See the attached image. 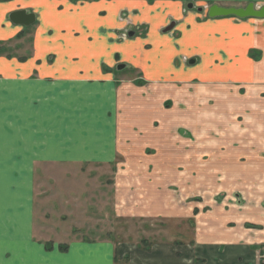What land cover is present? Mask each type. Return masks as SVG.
Masks as SVG:
<instances>
[{
  "label": "crops",
  "instance_id": "0c3cea01",
  "mask_svg": "<svg viewBox=\"0 0 264 264\" xmlns=\"http://www.w3.org/2000/svg\"><path fill=\"white\" fill-rule=\"evenodd\" d=\"M122 1L125 0H94L83 6L76 5L72 0L0 2V40L10 36L13 25L16 31L28 26L19 20L12 21L11 14L19 10L33 13V23L39 22L40 27L51 22L46 25L53 31L52 41V37L47 40L44 38L46 34L38 31L36 54L25 63L0 56V264H123L122 258L129 253L127 247H118L108 240L64 243L42 238L43 226L38 232L35 211L37 166L47 161L62 164L96 160L111 162L117 154L116 141L120 134L122 137L132 134L136 137L130 136V140L153 143L152 148L157 155L161 152L166 154L167 150H186L188 132L183 128L193 123L184 124L189 113L181 112L188 111L183 102L188 96L194 100L190 108L195 106L190 112L196 117L195 131L191 129L190 133L191 139L194 137L197 153L202 157L211 156L209 164L215 162L220 165V168L211 165V170L230 173L229 179L237 180L235 186L241 183V186L258 188L261 191L260 200L254 202L253 199L248 205L242 202L235 204L230 210H233V215L224 214L221 207L207 212L199 210L196 216H205L207 220L203 218L197 222L202 226L196 228L192 244L180 247L157 245L152 247L151 254L142 252L144 258L137 264H166L163 261L167 256L171 258V254L178 257L181 264L257 263L252 249L264 246V17H208L206 13L215 4L244 8L253 3L255 10L264 9V0H197L201 4L198 7L196 3L197 7L203 9L198 11L205 12V15L192 11L184 13L185 3L181 0L173 2L171 8L167 4L165 13L145 1L142 9L138 4L134 7L124 5ZM122 6L133 8L135 22L149 24V32L144 39L122 42L114 38L113 31L118 29L117 15ZM45 7L50 10H47L46 16ZM61 7L64 10L60 13ZM97 11L106 14L102 22L106 33L93 27L92 13ZM170 19L177 22L174 35H164L160 31ZM61 33L66 34L61 37ZM145 42L151 48L146 49L142 45ZM79 44L83 46L81 49ZM57 46L63 52H69L70 59L50 51L55 58L50 63L45 62L43 55ZM142 53L153 57V62L148 59L135 61V56ZM181 57L189 59V63ZM125 62L143 69L146 74H153L145 80L146 86L136 88L130 81L131 86L126 82L125 89V82L121 84L122 81H119L121 86H117L115 80L111 81L114 79L113 72L102 70L103 64L117 67ZM171 73L175 75L173 78L169 77ZM163 75L168 76L164 81L178 84L167 87L161 82ZM61 76L65 78L61 79ZM69 79L83 83L86 90L97 88V94L87 102L94 100L98 113L89 126L88 123H77L76 132H84L81 143L74 142L73 147L68 146L62 153L59 130L69 132L67 126H59L60 108L65 106L60 102L58 82ZM141 81L143 83L144 80ZM71 87L76 92L69 93L68 97L74 102L73 99L82 91L78 94L76 83ZM108 89L114 104L113 116L105 114L98 103V100L104 102ZM171 91L181 100L173 102L166 99L167 92ZM136 100L145 106L132 108ZM82 109V106L79 110L76 108L74 115L82 118ZM163 118L171 124L181 125L182 132L176 131L174 135L166 121L161 120L166 124L163 129L169 131L165 137L158 139L161 129L156 132L155 122L151 121ZM95 134L97 137L111 136V156L104 153V145L99 151L93 148L92 142H98ZM179 143L185 144L184 147L178 146ZM99 155L107 157L97 158ZM158 166L160 168V164ZM247 193L251 194V190ZM151 195H157V191H152ZM143 198L142 193L137 198L143 202L140 204L143 207L159 201L147 202ZM159 199L162 200V195ZM164 202L167 201L164 199ZM167 203L172 206V202ZM125 205L126 202L121 200L119 206L122 210ZM132 212L127 214L134 215ZM215 215L216 218L212 219ZM245 223H253L260 228L245 227ZM229 224L234 226L229 227ZM60 245L67 249L61 250ZM152 255L154 259L150 262L148 260ZM134 261L130 263L135 264Z\"/></svg>",
  "mask_w": 264,
  "mask_h": 264
},
{
  "label": "rangeland",
  "instance_id": "374dc122",
  "mask_svg": "<svg viewBox=\"0 0 264 264\" xmlns=\"http://www.w3.org/2000/svg\"><path fill=\"white\" fill-rule=\"evenodd\" d=\"M13 1L19 0H0V2ZM44 1L46 3L52 2V0ZM72 1L78 6H83L87 2H94V0ZM144 1L146 4L155 6V9L160 10L161 13H165L168 10L167 4H170L169 8H171L172 3L176 0H125L122 3L124 5H135L134 7L138 4L137 6L142 9L145 4ZM180 2L185 3V6H183L184 13L192 11V13L198 15H205V12L201 13L198 11L203 9L198 8L201 4L197 0H181ZM196 3L197 5L199 4L198 7ZM189 5H192V7H189ZM47 10L48 8L45 7V16L48 14ZM63 10L61 7L59 12L61 13ZM48 11L50 12V10ZM188 14H185V16ZM206 15L208 16V13ZM117 16L119 25H116L117 31L115 29L113 31L115 34L114 38L116 37L122 42H134L137 38L144 39L147 36L150 28L149 24L135 22L133 8L122 6ZM92 18L93 27L101 28L100 32L106 33V29L102 28L104 26L102 22L106 19V14L103 12L98 13V11L97 13L93 12ZM170 20L168 25L160 31L164 35L173 34L177 22L174 19ZM198 20H200V17H198ZM47 23L51 22H46L42 27L39 26V22H36L27 27H22L19 31H16V27L13 25L9 33L10 36L0 40V56L5 59L17 60L19 63H25L30 58H33L37 51L38 31L44 32L46 35L43 36L47 40L52 37V28L47 26ZM45 26L46 28H44ZM170 26H173L172 29L165 31ZM65 34L61 33L60 36L63 37ZM142 45L146 49L147 47L151 48L148 42ZM48 46L52 47L51 44ZM82 47V44H79L78 48L81 49ZM50 51L70 59L69 52L65 53L57 46L49 50L48 54L43 55V59L47 63L52 62L53 58H55V54H50ZM118 53L116 54L117 61L120 56V53ZM70 57L73 59V56ZM135 59H137L135 61L139 59L146 61L148 59L152 62L154 60L153 57L145 56L143 53L136 55ZM181 59L185 63H189V59L184 57H181ZM131 60L134 61L133 58ZM194 62L190 61V63ZM164 64L167 65V61ZM120 65H124L125 69L118 71ZM120 65L109 67L108 64H103L102 70L107 73L113 72L114 79L111 81L114 82L115 80L117 86H121L125 82V89L127 87L126 82H128V86H131L130 81H132L134 87L142 88L146 86L145 80L153 76V74H146L141 68L134 67L130 62L121 63ZM173 76L175 75L171 73L169 77L173 78ZM63 78L65 77L61 76V79ZM162 78L163 81L161 82L166 84L167 87L178 84V82L164 81L167 80L168 76L163 75ZM72 79L58 82L61 93L60 102L62 106H65V108H60L59 126L60 128L67 126L69 132L63 133L59 130V145L62 153L68 146L73 147L74 142L81 143L80 139L84 132L83 130L76 132L77 123H88L89 126L98 113L97 104L94 100L92 103L87 102V100H91V96L97 94V88L86 90L83 83L72 81ZM141 80H144L143 83ZM119 81H122L120 82L121 84ZM75 83L77 89H79L78 94L81 91L82 94L73 99L74 102H72V98L68 97V95L76 92L74 87H71ZM122 93L125 94L124 92ZM63 95H67V97H63ZM140 95L143 94L140 93ZM95 99L97 98L95 97ZM166 99H172L173 102L181 100L175 95L174 91L167 92ZM103 100V103L98 100L99 107L103 109L105 114L113 116L115 110L109 89L106 91ZM71 102L75 104H71ZM183 102L188 111L181 113H189L185 117L188 120L183 121V123L186 125L193 123L191 126L183 128L179 124L167 122L165 118L156 119L157 121L152 120L151 123L155 122L154 129L156 132L161 129V135L158 139L165 137L167 131H169L163 129L166 124L161 120L166 121L174 135L176 131L177 133L182 132L183 128L188 132L186 135V150H182V148L176 151L167 150L166 154L161 152V155H157L154 152L155 149L152 148L154 147L152 146L153 143L149 144V142L142 140H130L132 134L123 135L124 137L120 134L117 136L116 141L117 154L111 162L96 160L91 163L62 164L63 162L47 161L39 164L35 172V211L38 221L37 226L39 227H37L38 232L41 230V225L43 226L42 238H45V241L52 240L64 243L73 240H89L93 242L108 240L118 247H127L129 253H126L124 258H122L123 264H131L130 261L133 259H135L134 262L137 264L142 262L144 258L142 254L144 252H150L149 254H151L152 247H157V245L180 247L192 244L196 228L202 226L197 222H200L203 218L205 221L207 220L205 216L203 218L196 216L199 210L207 212L211 209L218 210V207H221L224 214L230 213L233 215V210H230L232 209L231 207H235V204L239 205L242 202V204L247 203L248 205L251 204L250 201H253V199L254 202L260 200L261 191L258 188L241 186V183L238 187L235 186L237 180L229 179L230 173H216L211 170V165L220 168V165L215 162L211 165L209 164L208 161L211 156L202 157L201 154L197 153L194 137L191 139L192 134L190 133L191 129L195 131L194 122L196 117L194 113H190L195 107L190 108L194 104V100L191 96H188ZM140 103V101H133L132 108L145 106ZM79 105L83 107L84 116L82 118H79L77 114L74 115L75 109H80ZM65 116L69 118H65ZM179 117L182 119L180 115ZM45 126L48 127V125ZM128 131L130 132L129 127ZM91 136L93 135L91 134ZM110 137H97L98 142H92L93 148L99 151L104 145V153L111 156ZM184 145L183 143L182 145L181 143L178 144V146L182 147ZM204 154L206 155V153ZM107 155H99L97 158H106ZM158 164H160V168ZM250 190L251 194L247 193ZM152 191H157V195H151ZM140 193L144 194L143 200L147 202L150 200L155 201V199L159 201L143 207L140 205L143 202L137 200ZM158 194L162 195V200L159 199ZM164 199L167 202H172V206L164 202ZM121 200L126 202L123 210L119 206ZM168 207L171 208L169 209ZM131 210L134 211V215L130 214L133 213ZM128 212L130 213L127 214ZM216 215L212 216V219H215ZM231 225L229 224V227L234 226ZM244 226L252 229L260 228L259 225L253 223H245ZM252 253L257 259V263L254 262L255 264H264V246L253 248ZM170 256L172 259L167 256L163 262L169 264L171 261V264H176L175 262L181 264L180 259L174 257V254ZM150 257L148 261L151 262L154 258L153 255ZM115 260V262H118L117 259Z\"/></svg>",
  "mask_w": 264,
  "mask_h": 264
},
{
  "label": "water",
  "instance_id": "95a60500",
  "mask_svg": "<svg viewBox=\"0 0 264 264\" xmlns=\"http://www.w3.org/2000/svg\"><path fill=\"white\" fill-rule=\"evenodd\" d=\"M192 7V5H189ZM264 9L260 8L255 10L254 4L249 3L246 7H224L219 4H215L209 8L208 15L209 17L216 16H237L239 18H244L247 16H257L264 17ZM11 19L13 22L22 21L25 22V25H30L35 20V15L33 13H28L26 10L15 11L11 14ZM173 26L168 27L165 31L171 30ZM132 34V33H130ZM124 65H120L118 69L124 68Z\"/></svg>",
  "mask_w": 264,
  "mask_h": 264
},
{
  "label": "trees",
  "instance_id": "16d2710c",
  "mask_svg": "<svg viewBox=\"0 0 264 264\" xmlns=\"http://www.w3.org/2000/svg\"><path fill=\"white\" fill-rule=\"evenodd\" d=\"M61 250H65V249H67V247H64L63 245H60V247H59Z\"/></svg>",
  "mask_w": 264,
  "mask_h": 264
}]
</instances>
